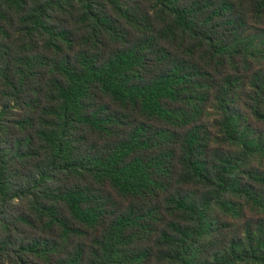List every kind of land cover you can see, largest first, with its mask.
<instances>
[{"label":"trees","instance_id":"trees-1","mask_svg":"<svg viewBox=\"0 0 264 264\" xmlns=\"http://www.w3.org/2000/svg\"><path fill=\"white\" fill-rule=\"evenodd\" d=\"M0 264H264V0H0Z\"/></svg>","mask_w":264,"mask_h":264}]
</instances>
